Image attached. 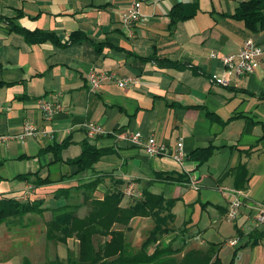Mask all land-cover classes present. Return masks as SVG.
I'll use <instances>...</instances> for the list:
<instances>
[{
    "label": "crops",
    "instance_id": "obj_1",
    "mask_svg": "<svg viewBox=\"0 0 264 264\" xmlns=\"http://www.w3.org/2000/svg\"><path fill=\"white\" fill-rule=\"evenodd\" d=\"M246 1L0 0V200L43 202V213L24 216L28 231L46 225L58 206L74 199L82 204L78 187L98 178L93 196L120 191L122 207L144 191L174 200V229L166 242L186 224V246L215 244L217 264H264V226L252 219V207L264 206V29L250 32L231 18ZM135 2L142 17L130 32L121 19ZM176 5L194 6L196 13L173 23ZM12 26L53 35L57 43H28ZM75 35L83 39L73 41ZM246 39L263 54L253 73L235 77L220 59L235 56ZM91 71L112 76L96 93L86 83ZM124 79L136 83L120 88L117 82ZM42 97L59 101L64 110L45 121L36 107ZM88 123L106 134L89 138ZM25 124L36 135L13 139ZM125 133L153 135L170 151L181 141L183 160L148 157L117 139ZM85 142L103 155L91 170L76 173L66 162L81 155ZM64 143L56 155L46 151ZM209 146L214 151L206 162L189 158ZM34 173L52 184L33 188L17 178ZM158 174L187 182H168ZM61 189L69 193L56 198ZM234 196L243 206L229 222ZM86 207L77 216L84 217ZM151 226L148 218L132 219L125 230L131 245L138 247ZM9 233L7 223L0 224V264H20L30 255L11 252ZM17 244L38 246L28 236L18 237Z\"/></svg>",
    "mask_w": 264,
    "mask_h": 264
},
{
    "label": "trees",
    "instance_id": "obj_2",
    "mask_svg": "<svg viewBox=\"0 0 264 264\" xmlns=\"http://www.w3.org/2000/svg\"><path fill=\"white\" fill-rule=\"evenodd\" d=\"M264 0H249L238 5L231 18L242 21L250 32L264 29ZM196 13L194 6L180 7L176 5L170 12L173 23L193 17ZM12 32L21 35L28 43H41L51 41L57 43L55 37L42 32H28L17 26L11 27ZM79 35L73 36V41L81 40ZM151 62L154 63V60ZM163 65H171L163 63ZM174 66V65H171ZM51 146L46 151L55 155L65 145ZM214 151V147L199 148L194 150L189 158L198 163L208 160ZM103 155L93 145L85 142L82 144L81 155L66 164L76 168V173L91 170L93 165ZM56 156V160H58ZM241 169V168H239ZM164 177V178H163ZM18 179L30 183L31 186L40 187L52 182L41 178L38 173L22 175ZM157 178L178 183L187 182V179L174 174H158ZM100 179L84 184L78 189L82 190V204L66 203L58 206L52 219L46 223L45 239L55 243L66 244L67 240L74 238L77 241L76 254L68 253L65 261L55 258L45 264H217L218 246L209 244L205 249L186 247V224L178 229L177 234L169 241L164 237L173 232L171 226L174 215L171 213L174 200H166L161 195H155L148 191L142 193V197L133 201L129 206L122 207L123 194L114 190L107 192L102 199H96L93 194ZM69 193L64 189L56 191L55 197H61ZM65 197V196H64ZM82 205L88 207V213L84 217H78V208ZM43 202H18L15 199L0 200V224H11L16 218L27 214H41ZM148 218L152 226L146 232L145 238L138 247H134L128 241L126 229L134 218ZM116 226H119L116 228ZM104 239L102 241L103 238ZM21 264H32L24 257Z\"/></svg>",
    "mask_w": 264,
    "mask_h": 264
},
{
    "label": "built area",
    "instance_id": "obj_3",
    "mask_svg": "<svg viewBox=\"0 0 264 264\" xmlns=\"http://www.w3.org/2000/svg\"><path fill=\"white\" fill-rule=\"evenodd\" d=\"M141 4L135 2L131 8L122 14L121 24L125 30L132 32V29L141 21ZM263 51L255 44L251 39H246L239 52L235 56H225L220 59L223 67L231 71L235 77L244 76L253 73L259 66L260 59ZM216 58V55H212V58ZM112 79L111 75L103 72L91 71L86 76V83L91 93L99 91L103 82ZM133 79H124L117 82L120 88L129 84H135ZM216 83L220 85H227L228 82L225 79H218ZM37 110L42 115L45 121H50L56 114L64 110L62 104L59 101H52L49 97H42L36 101ZM2 106L0 105V109ZM87 136L89 138H95L96 136L105 135V131L94 123L85 124ZM45 133V132H44ZM36 129L33 125L25 124L21 133L13 137L16 140H22L25 137L35 136ZM118 140L125 142L134 147L141 148L148 157H160L169 156L177 163H181L183 160V144L178 142L175 147L170 151L164 145L159 143L153 135L143 137L139 133L123 134L117 137ZM193 183L194 181L191 180ZM24 200L27 196H23ZM243 206V202L238 197H233L229 203L226 218L229 222H233L237 217L240 208ZM254 215L252 219L255 224L264 226V206L255 205L252 207ZM236 240H230V244H235Z\"/></svg>",
    "mask_w": 264,
    "mask_h": 264
},
{
    "label": "rangeland",
    "instance_id": "obj_4",
    "mask_svg": "<svg viewBox=\"0 0 264 264\" xmlns=\"http://www.w3.org/2000/svg\"><path fill=\"white\" fill-rule=\"evenodd\" d=\"M76 201L78 202V200ZM76 201L74 199V200H71L69 203L75 204ZM78 216L82 217L83 215L78 213ZM16 219L17 221L14 220L13 223L7 225V228L10 232L9 233L10 239L12 242V247H11L12 253L29 254L30 256L28 258L32 264H45L49 260H53L55 258L61 259V261H65V258L67 257L68 253L76 254L77 241L74 238L68 239L66 244L48 241L45 239V236H44L46 225L44 226L41 225L33 229V231H28L30 229L28 228L27 230L25 228L26 227L25 223L29 222L30 220L28 221L27 218H25L24 216L18 217ZM28 219H31V218H28ZM150 224L152 225L151 220H150ZM171 227L174 228V226H171ZM21 236H28L32 238L38 244L37 248H34L33 246H31V244L25 245L26 248H22L19 244H17L18 237H21ZM192 247L193 246L188 245L185 247L184 250L191 249ZM22 259L20 261V264L22 263Z\"/></svg>",
    "mask_w": 264,
    "mask_h": 264
}]
</instances>
